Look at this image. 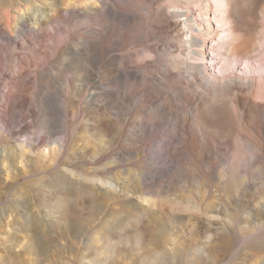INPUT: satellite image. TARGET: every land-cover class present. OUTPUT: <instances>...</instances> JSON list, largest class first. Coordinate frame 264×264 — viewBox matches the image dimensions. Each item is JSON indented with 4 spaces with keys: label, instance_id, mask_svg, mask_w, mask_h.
<instances>
[{
    "label": "rangeland",
    "instance_id": "374dc122",
    "mask_svg": "<svg viewBox=\"0 0 264 264\" xmlns=\"http://www.w3.org/2000/svg\"><path fill=\"white\" fill-rule=\"evenodd\" d=\"M177 11L0 0V264H156L164 248L165 264H264V97L209 88L212 56L194 78ZM65 138L82 185L49 166Z\"/></svg>",
    "mask_w": 264,
    "mask_h": 264
},
{
    "label": "bare ground",
    "instance_id": "6f19581e",
    "mask_svg": "<svg viewBox=\"0 0 264 264\" xmlns=\"http://www.w3.org/2000/svg\"><path fill=\"white\" fill-rule=\"evenodd\" d=\"M193 3L198 7V10L192 15L190 9ZM168 7H177L178 11L176 13L184 16V20L181 21V27L185 33L180 36V40L185 44L175 47V51L179 56H187L188 53L196 55L198 59H196L194 63H190V65L196 69V72L192 73L194 78L198 79L197 75L199 74L197 71H200L201 68H205V71H207L208 63L210 62H208L207 59L209 56H212V68L217 66L220 67L221 78L219 75L218 77H211L204 73L202 78L209 88L215 90H227V88L235 90L237 87H245L247 89V94L242 96L236 95L237 98L244 102L249 100V92L253 95L264 97V0H168ZM103 8L107 9L105 2ZM153 14H156V11ZM211 15L213 18L209 20L208 17ZM53 16V14L49 15L45 20ZM57 16L66 17L67 15H63L60 9L57 10ZM41 21L44 22V19ZM141 23L144 22L142 21ZM216 35L220 38H217ZM189 42L191 45H188ZM209 43H211V46H209ZM210 50H213V53ZM177 62L185 61L180 58L177 59ZM14 84L15 83H12L13 86ZM15 98L18 100L15 95H11V99L13 102L15 101L17 105L19 101H16ZM221 110H224L220 118L221 122L226 125L233 123L234 117L230 109L223 107ZM254 112L259 114L260 112H264V108L262 106H256ZM240 118H242V116H240ZM254 122L256 124L259 121L254 120ZM2 125L3 124L0 123V137L4 135V126ZM254 129L259 137H261L263 133L262 127L256 124ZM28 140L33 146H36L35 138H28ZM194 141L193 139V144L191 146H194ZM68 142V138L61 140L62 150L56 151L57 157L53 156L52 160L54 163L53 165L49 163V166L64 172L68 179L67 181H69L71 185L81 184L82 180H85L82 179L83 174L80 170L81 165L74 155L69 154ZM27 154H29V152L24 149L22 155L28 156ZM1 155L0 153V157H2ZM60 155L64 157H60ZM6 156L3 162L5 159H15L11 157V154H7ZM28 157L34 160L32 155ZM55 163L57 165H54ZM4 166V164L0 165V171L8 174L9 170L5 169ZM110 168L111 166L105 167L107 170ZM93 169L97 171H106L99 166H94ZM24 172L29 173V170L20 171L19 176L21 177V174H24ZM7 178L8 177H4L5 180ZM94 181L101 182V184L104 185L109 182L104 176L99 175L94 177ZM41 240L38 238V240L34 241L33 245L37 249L44 248L43 246L45 244L42 246L44 242L41 243ZM157 253L160 259L156 264H165L166 255H169L172 251L171 249L164 248L163 251ZM113 255L114 254L110 253V255H106L104 259L95 256V259L91 262H98L99 264L107 263L109 258L111 260L109 262L115 263L116 261L114 260L116 259L114 258L116 257L114 256L112 259L110 257Z\"/></svg>",
    "mask_w": 264,
    "mask_h": 264
}]
</instances>
